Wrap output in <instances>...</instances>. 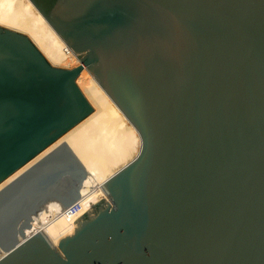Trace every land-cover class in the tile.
<instances>
[{
  "label": "water",
  "instance_id": "obj_1",
  "mask_svg": "<svg viewBox=\"0 0 264 264\" xmlns=\"http://www.w3.org/2000/svg\"><path fill=\"white\" fill-rule=\"evenodd\" d=\"M30 1L79 63L0 24V184L94 110L84 67L141 141L57 244L10 210L64 142L1 186L0 264H264V0Z\"/></svg>",
  "mask_w": 264,
  "mask_h": 264
},
{
  "label": "bare ground",
  "instance_id": "obj_2",
  "mask_svg": "<svg viewBox=\"0 0 264 264\" xmlns=\"http://www.w3.org/2000/svg\"><path fill=\"white\" fill-rule=\"evenodd\" d=\"M0 23L28 34L54 64H67L72 58L78 59L30 0H0ZM82 76L90 98L99 109L67 131L60 140L71 150L79 165H75L64 151H59L42 164L41 168L46 171L45 173L35 174L37 178L47 177L52 174L50 170L57 169L58 171L55 170L54 173L56 172L58 176L69 175L67 186L74 196L71 199L67 198L69 200L64 204L66 202L63 200L65 201L67 196L64 189L60 186L58 189L56 184V187L38 195L34 201L22 202L14 214L20 212L24 214L23 205L32 206L28 213L30 225L23 229V235H20L16 228L11 231L13 244H17L38 229L43 230L52 243L57 244L58 240L72 229L75 219L80 214L101 198H107L103 182L129 162L140 148L138 131L93 74L84 67L78 78ZM26 168L21 167L15 174L23 172ZM42 177L32 183L39 186L44 180ZM25 189L26 182L17 185L14 191L16 198L23 196ZM76 199L82 202L78 216L65 215L63 211L66 206L72 202L71 200ZM5 252L6 248L0 244V256Z\"/></svg>",
  "mask_w": 264,
  "mask_h": 264
},
{
  "label": "rangeland",
  "instance_id": "obj_3",
  "mask_svg": "<svg viewBox=\"0 0 264 264\" xmlns=\"http://www.w3.org/2000/svg\"><path fill=\"white\" fill-rule=\"evenodd\" d=\"M1 24V23H0ZM3 25V24H2ZM22 32V31H21ZM79 63V60L78 59H71L67 64H60L61 66H65V67H72V66H74V65H76V64H78ZM80 75V74H79ZM79 75H78V77H79ZM77 77V83H78V85L80 86V88L83 90V92L86 94V96L88 97V99L91 101V103L93 104V106H94V110L89 114V115H91L92 113H94L95 111H97L99 108H98V105L90 98V96H89V94H88V91H87V88H86V86H85V84H84V78H83V76L82 77H80V78H78ZM88 115V116H89ZM87 116V117H88ZM85 119V118H84ZM63 136V135H62ZM61 140V137L57 140V141H55L53 144H51L49 147H47L45 150H43L40 154H38L36 157H34L31 161H29V163H31V162H33V161H35V160H37L38 159V157L39 156H41V155H43L45 152H47L48 150H50L53 146H55V144H57L59 141ZM29 163H27L26 165H24V168L29 164ZM56 170V172L58 171L57 169H52V170H50V173L51 172H54ZM53 173V174H51V176L50 175H48L47 176V178L45 179V180H43L42 181V183L39 185V186H36L35 188H37V189H33V187H32V189L31 188H26L27 190H25V192H24V195L22 196V198H21V196H20V198H15V199H13V202H16V204H13L14 206L12 207V209L10 210V211H12V213L13 212H15V209H16V207L17 206H19V205H21L22 204V202H23V200H27V199H30V198H33V197H37L38 195H40V194H42V193H44V192H46V191H49L51 188H53V187H56L57 185V183H61V180L63 181V179H61V177L60 176H58L57 175V173ZM47 173H49L48 171H47ZM15 174V173H14ZM56 175V176H55ZM7 182V179L4 181V182H2L1 184H0V187L1 186H3L5 183ZM57 182V183H56ZM60 185V184H59ZM39 189H40V191H39ZM24 197H26V198H24Z\"/></svg>",
  "mask_w": 264,
  "mask_h": 264
},
{
  "label": "built area",
  "instance_id": "obj_4",
  "mask_svg": "<svg viewBox=\"0 0 264 264\" xmlns=\"http://www.w3.org/2000/svg\"><path fill=\"white\" fill-rule=\"evenodd\" d=\"M81 208H82L81 200L76 199L73 202H71L70 204H68L63 212L65 213V215H67L69 217H73V216L76 217V216H78Z\"/></svg>",
  "mask_w": 264,
  "mask_h": 264
}]
</instances>
